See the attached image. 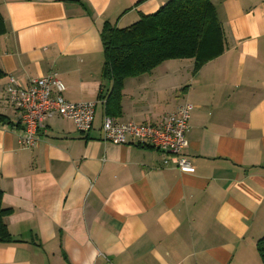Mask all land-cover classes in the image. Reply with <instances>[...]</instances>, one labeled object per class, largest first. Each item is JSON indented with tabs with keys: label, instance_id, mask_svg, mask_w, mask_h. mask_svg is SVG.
<instances>
[{
	"label": "crops",
	"instance_id": "crops-1",
	"mask_svg": "<svg viewBox=\"0 0 264 264\" xmlns=\"http://www.w3.org/2000/svg\"><path fill=\"white\" fill-rule=\"evenodd\" d=\"M168 1L0 0V190L13 238L0 241V264H264V0H211L222 53L124 81L121 122L157 123L194 104V172L167 167L149 144L103 139L113 88L104 26L127 28ZM53 72L66 100L98 102L93 127L55 116L24 147L9 78L27 87Z\"/></svg>",
	"mask_w": 264,
	"mask_h": 264
},
{
	"label": "trees",
	"instance_id": "trees-1",
	"mask_svg": "<svg viewBox=\"0 0 264 264\" xmlns=\"http://www.w3.org/2000/svg\"><path fill=\"white\" fill-rule=\"evenodd\" d=\"M6 31L0 12V35ZM103 75L112 79L106 114L121 112L124 81L151 72L166 60L193 58L200 66L224 49V31L211 0H170L156 13L144 15L127 28L106 23L102 31ZM4 73L0 70V78ZM10 213L2 205L0 190V241L12 242L6 223ZM264 263V236L257 242Z\"/></svg>",
	"mask_w": 264,
	"mask_h": 264
},
{
	"label": "built area",
	"instance_id": "built-area-1",
	"mask_svg": "<svg viewBox=\"0 0 264 264\" xmlns=\"http://www.w3.org/2000/svg\"><path fill=\"white\" fill-rule=\"evenodd\" d=\"M65 89L56 72L31 80L27 87L13 76L9 78L6 93L11 104L22 113L20 142L24 147L38 146L45 121L55 116L72 120L83 132L92 129L98 102L68 101L63 95ZM194 107V104L184 101L157 123L121 122L106 114L102 125L103 139L121 144L129 140L149 144L165 155L164 164L167 167L194 172L195 165L185 154L189 146L187 133Z\"/></svg>",
	"mask_w": 264,
	"mask_h": 264
}]
</instances>
